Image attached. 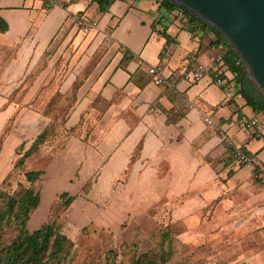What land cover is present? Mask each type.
<instances>
[{
	"label": "crops",
	"instance_id": "0c3cea01",
	"mask_svg": "<svg viewBox=\"0 0 264 264\" xmlns=\"http://www.w3.org/2000/svg\"><path fill=\"white\" fill-rule=\"evenodd\" d=\"M72 1L57 0L46 11L42 0H0V17L9 25L0 33V49L7 53L0 57L1 69L14 71L18 79L32 54L40 55L60 33H69L70 22L77 18L69 9ZM158 15V2L154 13L132 0L116 1L109 12L96 11L91 17L98 33L96 45L107 41L109 50L82 93L100 94L113 103L100 120L97 108L90 111L89 143L72 139L67 156L59 161L76 166L82 180L99 171L101 188L94 196L112 198L120 207L102 219L105 225L111 227L155 206L159 214L169 215L187 246L235 245L241 247L239 262L264 264V175L259 182L253 175L255 165L264 167V115L255 114L237 94L238 88L230 87L232 96H226L206 76L194 83L178 80L177 90L187 97L189 109L178 122H168L163 109H171L179 96L166 95L165 87L152 80L141 87L140 79L134 82L131 75L141 71L146 79L151 76L148 67L157 64L164 65L166 77L188 63L210 67L224 48L213 44L216 35L208 28L194 24L190 32L187 18L177 13L170 16L166 41L161 26L153 30ZM110 25H116L111 33ZM120 45L133 54L123 67ZM90 102L85 99L75 110L74 123ZM205 115L217 129L207 126ZM251 121L257 124L246 126ZM236 147L252 156L253 169L223 159ZM206 211L210 216L204 218ZM91 216L96 214L92 211Z\"/></svg>",
	"mask_w": 264,
	"mask_h": 264
},
{
	"label": "rangeland",
	"instance_id": "374dc122",
	"mask_svg": "<svg viewBox=\"0 0 264 264\" xmlns=\"http://www.w3.org/2000/svg\"><path fill=\"white\" fill-rule=\"evenodd\" d=\"M136 2L148 11L157 10L155 0ZM70 4L69 9L76 15L80 12L85 20L94 17L96 11L100 13L98 4L92 0H75ZM70 23L73 27L69 33H60L40 55H31L27 69L18 79L14 71L1 69L4 65L0 63V187L17 192L22 189L21 185H29L25 177L27 170H43L41 179L33 185L40 190L42 202L32 213L30 229H37L45 222L54 223L74 241L75 247L63 264H130L155 247L153 234L171 223V219L168 214H159L160 210L153 206L144 214L129 215L111 227L105 225L102 219L106 221L110 211L119 207L114 205V199L94 196V190L101 188L98 180L86 193V180L80 178L79 169L66 164L65 159L59 161L67 156L69 142L77 138L65 134L63 128L69 129L75 124V110L91 98L90 92L83 94L82 91L109 50L107 41L96 45L95 29L89 28L88 32L79 29L76 18ZM182 35L187 37V31L183 30ZM162 38L168 41L163 35ZM6 56L0 49V57ZM30 73L31 77L27 78ZM73 82L79 89L67 93ZM52 122L62 135L43 145L23 169H16L18 159ZM64 192L77 196L76 200L67 205L66 199L60 197ZM91 210L96 216H91ZM209 216L206 211L204 218ZM174 231L180 230L175 227ZM177 249L174 263L244 264L237 260L241 247L235 245L220 248L179 245Z\"/></svg>",
	"mask_w": 264,
	"mask_h": 264
},
{
	"label": "trees",
	"instance_id": "16d2710c",
	"mask_svg": "<svg viewBox=\"0 0 264 264\" xmlns=\"http://www.w3.org/2000/svg\"><path fill=\"white\" fill-rule=\"evenodd\" d=\"M92 1L98 4L100 12L107 13L116 1L129 2L132 0ZM42 2V8L48 11L56 5L57 0H42ZM157 2L159 15L155 20L153 30L155 29V25L161 26V34L169 39L168 22L170 16L177 13L176 16L181 14L184 18H187L189 25L187 28L190 32L194 31V24L199 25L203 29L208 28L213 31L216 35L213 44L224 48L221 56L223 68L222 76L225 81V86L227 88L233 86L238 88L237 94H240L245 99L246 104L252 107L255 114L264 115V93L254 79L250 77L244 61L229 43L227 38L216 28L203 21L182 5L171 0H157ZM76 21H81L79 29H83L85 25H89L91 28L96 26L94 20L83 19L81 13L77 15ZM115 26L116 25H110L108 27V32L111 33ZM8 29L9 25L7 21L0 17V33L4 34ZM120 51L124 54L121 61V66L123 67L124 64L133 57V54L123 45H120ZM190 65L191 64L188 63V66ZM144 75L143 72L139 71L134 75L132 74L130 79L134 82H139L140 79L142 82L140 83L141 87L150 80L155 82L152 75L146 79H142ZM29 77H31V73L27 76V78ZM178 80L179 79H173L169 76L166 78V82L162 84L165 87L164 93L166 95L170 97H172L171 95L179 96L178 103H175L171 109H163L168 117V122L174 123L184 117L189 109L187 97L184 93L178 92L177 90ZM74 84L75 83L73 82L67 90V93L75 92L79 89V86H75ZM112 103V101L104 99L100 94L92 96L91 102L80 114L78 121L69 129L63 128L64 133L69 136H75L88 144L92 132L91 124L88 123V115L90 111L93 108H97L100 114L96 120H100ZM57 135L60 136L62 133L57 131L55 122H52L33 140L31 146L16 162L15 168L23 169L27 160ZM23 145L24 144L22 143L20 149ZM242 149L247 152L245 148L242 147ZM138 150L139 147L136 149L135 154ZM226 157L236 159L233 153V148L228 149V153L224 155L223 159ZM253 172L255 178L254 181L259 182V176L264 175V167L255 165ZM43 173V170H27L25 172V177L29 185H21L22 189L17 192H11L0 187V264H63L75 247L74 241L58 230L54 223L45 222L39 228L33 230L29 227L32 213L39 208L42 202L40 190H37L33 185L41 179ZM96 180H98V173L94 178L92 175L86 180V193L92 189ZM60 197L66 199L67 205L73 203L77 198V196H71L67 192L62 193ZM153 238L156 242L155 247L134 258L130 264H186L185 261L173 262V259L177 255V248L179 245L184 246L186 244L179 238L178 233L174 231L172 223L162 226L159 231L153 234ZM205 245L207 246V244Z\"/></svg>",
	"mask_w": 264,
	"mask_h": 264
},
{
	"label": "water",
	"instance_id": "95a60500",
	"mask_svg": "<svg viewBox=\"0 0 264 264\" xmlns=\"http://www.w3.org/2000/svg\"><path fill=\"white\" fill-rule=\"evenodd\" d=\"M227 38L264 93V0H171Z\"/></svg>",
	"mask_w": 264,
	"mask_h": 264
},
{
	"label": "built area",
	"instance_id": "2783aa9c",
	"mask_svg": "<svg viewBox=\"0 0 264 264\" xmlns=\"http://www.w3.org/2000/svg\"><path fill=\"white\" fill-rule=\"evenodd\" d=\"M81 21L79 22V24ZM89 25H85L84 31H89ZM165 67L163 64L150 65L148 67V72L155 79V82L158 84H164L166 82V76L164 74ZM222 56L219 55L215 58V61L212 66L207 67L202 64H195L190 66H183L180 69H176L170 73V77L173 79H184L188 82H197L206 76H210L212 81L222 87L225 90L226 96H232L231 89L225 86V81L222 76ZM204 122L209 128L215 129L217 127L215 121L211 118L210 115L204 116ZM256 121H251L246 124L248 127L256 125ZM235 158L239 163L245 165L248 168H254V162L252 156L245 152L242 147H236L233 149Z\"/></svg>",
	"mask_w": 264,
	"mask_h": 264
}]
</instances>
